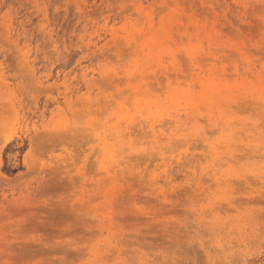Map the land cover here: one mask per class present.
<instances>
[{
	"label": "rangeland",
	"instance_id": "1",
	"mask_svg": "<svg viewBox=\"0 0 264 264\" xmlns=\"http://www.w3.org/2000/svg\"><path fill=\"white\" fill-rule=\"evenodd\" d=\"M0 264H264V0H0Z\"/></svg>",
	"mask_w": 264,
	"mask_h": 264
}]
</instances>
